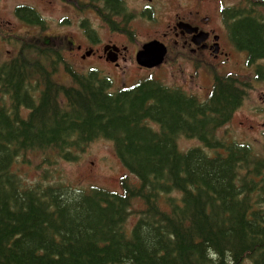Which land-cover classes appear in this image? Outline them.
<instances>
[{"label":"trees","instance_id":"trees-1","mask_svg":"<svg viewBox=\"0 0 264 264\" xmlns=\"http://www.w3.org/2000/svg\"><path fill=\"white\" fill-rule=\"evenodd\" d=\"M15 14L37 22L31 8ZM236 38L264 56L261 25L243 20ZM48 49L24 46L0 62V100L10 98L0 103V264H264V149L215 139L242 103L236 85L214 84L203 104L152 79L110 93L105 78L73 73L64 86L43 63L53 66ZM38 80L45 88L35 97ZM182 136L204 147L183 151ZM100 137L135 178H123L121 192L21 185L10 170L27 151L75 160Z\"/></svg>","mask_w":264,"mask_h":264},{"label":"flooded vegetation","instance_id":"flooded-vegetation-1","mask_svg":"<svg viewBox=\"0 0 264 264\" xmlns=\"http://www.w3.org/2000/svg\"><path fill=\"white\" fill-rule=\"evenodd\" d=\"M110 1L108 4L107 0H57V24L61 29H70L63 33L66 36H73L77 31L92 44L102 43V51L105 47L112 50L115 58L112 63L115 62L116 67L128 47L113 43L112 39L102 41L90 33L106 31L109 36L125 39L140 32H153L150 39L164 44L167 62L170 59L179 65L185 63L191 84L207 82L203 92L212 84L229 82L236 85L240 96L245 98L248 90L243 85L259 81L264 73V56L252 55L236 38L237 27L245 19L261 25L264 30V0ZM87 41L82 48L70 39V48L90 50V56L96 54L102 58L103 54ZM263 95L260 93L259 99H263ZM238 124L245 133L255 131V126L261 122L251 124L240 120Z\"/></svg>","mask_w":264,"mask_h":264},{"label":"rangeland","instance_id":"rangeland-1","mask_svg":"<svg viewBox=\"0 0 264 264\" xmlns=\"http://www.w3.org/2000/svg\"><path fill=\"white\" fill-rule=\"evenodd\" d=\"M29 5L34 6L39 14L47 21V25L44 28H38L35 26H29L20 22L14 16V8L17 5ZM57 0H0V57L2 60L8 59L9 56L15 55L16 47L8 44L3 35L20 34L30 40L35 39L38 42H42L45 38L51 39L52 45H57L56 51H58L59 57L53 60V66L56 71L53 78L56 82L63 85H70L71 78L67 74L69 70H77L85 72L90 68H95L97 75L107 74L115 83H123V80L128 79L132 84L136 78H141L146 75H153L163 83L177 82L187 90L203 92V87L207 82L198 81L191 84V79L187 78L186 64L179 65L169 59L166 67L160 66L154 69H137L133 63H124L122 59L119 60L120 66L115 69L110 63L104 59H98L96 55L88 58H80V51L70 48L69 40H73L75 44L85 46V37L74 32L73 36H66L63 33H67L70 30L68 27L61 29L57 24V18L59 13L57 11ZM63 10V14H65ZM106 31L98 32L102 41L112 39L113 43L118 45L123 42L119 37L109 36L104 33ZM152 33V32H149ZM149 35L141 32L137 34L138 41L144 40ZM127 40H129L127 38ZM97 47V46H94ZM135 47L129 49L128 54L134 50ZM48 66V63H46ZM49 67V66H48ZM125 70L124 76L121 78L120 73ZM133 81V82H132ZM118 85V84H117ZM118 88L113 85V89ZM264 91V84L257 87L256 90L250 91L247 99L244 101L242 107L234 115L231 124L225 128L226 132L237 137L238 134V121L242 120L246 123L255 124L259 120H264V110L259 100V92ZM0 103L5 105L10 104L9 97L1 99ZM256 109V113L252 112ZM256 128V126H255ZM224 130V129H223ZM222 132V131H221ZM258 134L252 133L251 136H247L248 141L254 140V137H258ZM177 144L182 150L188 149L191 146L198 145L199 143L195 139H187L179 137ZM209 155H212V150H206ZM47 153V152H46ZM50 159H46L44 153L38 151H27L17 155L10 166V170L15 174L17 180L21 185H34L47 183L64 184L75 188L88 189L89 186H101L110 190L119 191L121 189V178L127 176L128 179L135 181L134 177L128 174L117 155L115 154L112 141L105 138H97L91 141L82 150L78 151V156L75 160H63L58 156L54 157V154L49 155ZM141 202L135 201L128 220L127 227H131L135 222L138 214V210L141 208Z\"/></svg>","mask_w":264,"mask_h":264},{"label":"water","instance_id":"water-1","mask_svg":"<svg viewBox=\"0 0 264 264\" xmlns=\"http://www.w3.org/2000/svg\"><path fill=\"white\" fill-rule=\"evenodd\" d=\"M151 53V52H149ZM148 53V54H149ZM139 59L144 63V64H150V61L152 60V58H146L145 55H143L142 53H140ZM161 58L159 59L158 62H160Z\"/></svg>","mask_w":264,"mask_h":264}]
</instances>
